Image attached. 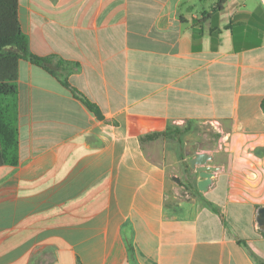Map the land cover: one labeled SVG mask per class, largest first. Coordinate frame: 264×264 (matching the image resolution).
Masks as SVG:
<instances>
[{
	"label": "crops",
	"instance_id": "0c3cea01",
	"mask_svg": "<svg viewBox=\"0 0 264 264\" xmlns=\"http://www.w3.org/2000/svg\"><path fill=\"white\" fill-rule=\"evenodd\" d=\"M18 18L58 76L19 62L0 264H264V0H18Z\"/></svg>",
	"mask_w": 264,
	"mask_h": 264
},
{
	"label": "trees",
	"instance_id": "16d2710c",
	"mask_svg": "<svg viewBox=\"0 0 264 264\" xmlns=\"http://www.w3.org/2000/svg\"><path fill=\"white\" fill-rule=\"evenodd\" d=\"M227 0H216L221 9ZM20 60L43 67L54 76L53 58L41 57L29 50L28 37L21 30L18 18V0H0V166H15L18 163V125H17V80ZM65 62L59 61L57 67ZM75 66V65H74ZM70 87L66 78L61 79ZM86 107L99 114L95 105L81 99ZM264 109V98L262 100Z\"/></svg>",
	"mask_w": 264,
	"mask_h": 264
},
{
	"label": "water",
	"instance_id": "95a60500",
	"mask_svg": "<svg viewBox=\"0 0 264 264\" xmlns=\"http://www.w3.org/2000/svg\"><path fill=\"white\" fill-rule=\"evenodd\" d=\"M211 158L212 156L208 153L194 150L193 155L188 159L190 168L197 173L199 178L196 182V186L202 192H205L208 189L212 176L217 169L216 166L208 164V161L211 160ZM173 179L178 180L175 176ZM256 221L258 228L264 232V205L257 208Z\"/></svg>",
	"mask_w": 264,
	"mask_h": 264
}]
</instances>
